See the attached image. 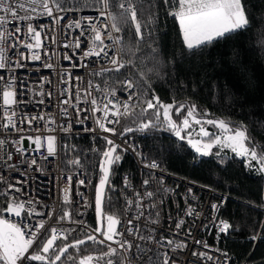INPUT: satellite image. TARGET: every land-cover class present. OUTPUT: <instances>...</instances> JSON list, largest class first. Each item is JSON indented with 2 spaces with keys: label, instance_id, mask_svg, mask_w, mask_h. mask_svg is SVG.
Wrapping results in <instances>:
<instances>
[{
  "label": "built area",
  "instance_id": "2783aa9c",
  "mask_svg": "<svg viewBox=\"0 0 264 264\" xmlns=\"http://www.w3.org/2000/svg\"><path fill=\"white\" fill-rule=\"evenodd\" d=\"M30 9L29 5H25ZM50 7H55L51 3ZM43 9L37 7L34 12H28L33 17L31 23L33 25H43L41 31V40L43 47L40 49H33L35 52H39L40 60H32L31 53L24 47L21 42H32L28 36L22 33L26 32V23L15 21L22 29V33H15L11 36L7 42L6 47H9L8 51V64L6 69H0V76H4L5 80H10L12 77L16 78L17 91L23 92L24 95H18L17 99L23 101L22 103L10 106L3 105V88L4 81H0V141L4 143L0 145V190L7 193L11 201L15 198L17 201H32L31 205L36 211L43 213V216H33L31 223L35 225L38 220L43 219L45 221V228L49 230L55 226L59 229H64L70 232L68 240L71 239H83L85 236L92 232L95 226H92L89 222L90 218L94 215L93 210V198L91 196V178L86 173L82 158L79 154V146L76 140L81 137L88 136L92 139H103L108 137L112 139L116 144L125 145V141L128 144L136 148L134 152L132 148H128L126 151L134 160L137 166V174L125 171L121 176V187L119 190L120 199L123 207V215L120 220V224L117 226L119 232L124 233L122 237L116 239L128 240L134 245L131 250L127 248H121L118 244L112 243V247L117 249V253L122 258V264H147V258L143 257L141 253L137 252L136 245L140 248L152 249L149 253L153 255V260L156 264H161V261L165 258L169 260V264L175 261V264H231V255L221 250L218 247V239L222 233L219 232L220 221L219 218L221 207L223 205L225 196L221 193L188 179L171 174L163 165L158 161L159 165L157 169L146 168L144 165L153 161L154 159H148L145 151L141 146L126 137L119 139V137L113 135L111 132L101 131L96 122V117H102L103 113L98 112L95 116H92L90 103H81L80 108L89 109L88 112H81L79 119L83 120L85 115H88L89 119L83 120V123L77 122L76 108L70 105L61 103L65 99H69V95L65 92L66 89H71V102L76 104L75 93L77 90L80 92L81 100L95 97L98 104L102 107L107 99H111L108 93L112 90H116V98L121 102L127 99L129 93L127 91H121L123 88L122 81L134 80L130 77H126L124 80L112 83L110 80L101 81V76L106 71H101L102 68H111V65L107 60L102 58L92 57L82 60V53L78 49L64 48V43H70L74 40L79 30L69 29L65 26L66 21H61L59 24L53 23L52 17L41 15ZM20 16L25 15L24 10H19ZM5 13L0 12V16ZM99 13L96 10L81 9L78 12H55L54 16H67L69 19L79 18L81 16H98ZM104 18H101L103 20ZM13 21L11 16H8V23L6 27L9 31H14L12 28ZM3 30V29H0ZM38 30H41L38 28ZM119 35L121 33H114ZM19 37V40H17ZM47 37V39H45ZM53 39L55 42H53ZM87 42V36L82 38ZM111 43V41H105ZM11 45H15L11 48ZM82 48H85V44L82 43ZM23 52L25 58H21L18 53ZM72 55L75 53L73 59H64L65 54ZM112 53L110 52V55ZM122 59V53H120ZM19 61L23 67H17L16 63ZM52 65L51 68L45 65ZM78 65L73 68V65ZM88 65L84 67L83 65ZM93 70L100 72L99 75H93ZM69 73L72 77H80L81 79L69 80ZM68 80V83L65 81ZM91 81L93 87L88 88V82ZM135 83V82H134ZM23 84L24 87H20ZM99 85V90L95 87ZM85 89L92 93V97H87ZM30 90V91H28ZM136 95L132 100H129L130 105H134L138 100L137 86L133 90ZM40 93H44L41 95ZM51 93V95H47ZM61 93H64L63 95ZM43 100L44 103L40 104L38 101ZM4 108H8L7 115H11L15 111L16 115L13 117V121L16 124V128H4L7 118L3 114ZM63 108H67V114L62 112ZM123 112V108H121ZM33 116H43L44 119L33 120L31 124L27 122L28 118ZM111 118V117H110ZM123 116H121V119ZM23 121V122H22ZM50 121H55L51 123ZM71 123L72 127L69 130H64L67 125ZM119 123L108 125L117 130ZM208 125H205L207 127ZM198 127V126H195ZM209 127V126H208ZM207 127V128H208ZM86 128L96 129V131H84ZM19 129V131H17ZM51 129V131L49 130ZM208 130L212 133H216L218 130ZM56 137L57 151L54 156L48 157L46 140L47 136ZM40 136L43 147L39 150H35V144L31 143L27 137L35 138ZM23 139L22 144L16 143V141ZM197 137H193L195 139ZM67 145L68 147H65ZM23 148L26 151L18 152L17 148ZM97 149V145H93L90 151ZM118 150H122L118 149ZM123 151V150H122ZM88 151H84L86 153ZM139 153V155L137 154ZM11 154V159H9ZM45 157H48L45 159ZM71 158H78L81 161V167H74L68 164V160ZM35 159L36 164L32 165L31 161ZM72 175V185L67 184V177ZM127 176L130 182V186L125 189L124 177ZM85 179L84 185H78L77 181ZM149 179L150 183L147 186L143 185V181ZM162 179L163 184L159 181ZM8 184H12V189L8 188ZM16 188L21 191H15ZM64 189H68V196L71 203H64ZM159 189V190H158ZM167 189L168 191H165ZM191 189V192H189ZM145 191H153L155 195L152 198L144 197L140 200L143 205L142 209L136 208L135 204L131 208L127 205V200L135 199L137 192L144 193ZM83 193V198L87 199L89 206L85 207L83 199L77 193ZM107 192V191H106ZM155 204V207L152 205ZM216 204L219 207L213 209L212 205ZM7 206V205H6ZM191 207L194 211L191 216L186 215L188 207ZM28 205L26 204L25 212L22 216H26ZM68 210L73 213V219L82 221L81 225L73 224L68 221H61L57 223L58 218L63 214V211ZM140 211H143V215L139 219H135ZM51 213V218H49ZM82 213V215H77ZM157 213L159 216L157 217ZM5 218L17 219L14 215L10 216L8 213H3ZM132 220V224L129 225L128 221ZM153 220H158V223H152ZM183 220L184 223L181 228H176V223ZM23 224L24 220H19ZM75 228V231L71 229ZM131 228V232L128 229ZM45 230L42 229L41 232ZM95 234V233H92ZM141 236L152 239H141ZM164 237V240H161ZM102 239V237H98ZM172 240L174 243L168 245L166 240ZM157 241H160L158 244ZM196 241H202L203 243H196ZM66 241H57L63 243ZM111 243V242H108ZM186 244L185 248H177V244ZM207 244L208 247H204ZM107 245V244H105ZM193 252L207 253L208 256L213 257L212 260H208L207 257H200L192 255ZM156 253L159 254L157 259ZM164 253H167V257H164ZM34 264H39L34 262Z\"/></svg>",
  "mask_w": 264,
  "mask_h": 264
},
{
  "label": "snow or ice",
  "instance_id": "6c2138e0",
  "mask_svg": "<svg viewBox=\"0 0 264 264\" xmlns=\"http://www.w3.org/2000/svg\"><path fill=\"white\" fill-rule=\"evenodd\" d=\"M51 3L55 7H50V0H0V12L5 13V15L0 16V69H6L9 67L8 51L9 47H6L7 42L11 36L15 33H22V29L15 21L27 22L26 32L23 35L28 36L32 42H21L22 47L26 48L31 53L32 60H40L41 56L39 52L33 51V49H40L43 47L41 40V31L43 25H33L31 23L33 17L28 14L29 10L34 12L37 7L42 8L44 11L41 15L52 17L53 23L59 24L61 21H66L65 26L69 29L79 30L78 34L75 36L74 40L70 43H64L62 46L64 48H74L81 51V59H87L92 57L102 58L107 60L111 65V68H102L101 71L119 73L121 69L125 68L127 64L131 61H124L121 59L120 53L124 51L122 45V37L118 34L122 31L120 24H130L134 29V34L137 38V43L143 41L144 34L142 29L146 24L156 23V14L153 12L146 22L140 19V15L143 13V4L140 0H95L96 11L99 13L98 16H81L75 19H69L67 16H54L55 12H78L84 7L89 6V0H83V3L77 6L68 7L66 6L67 0H51ZM25 5H29L26 8ZM167 6V7H165ZM161 7H165L166 15L174 18L175 22L179 25V32L182 37V45L188 52L196 54L199 50L206 48L213 43L220 40L227 39L233 33L241 32L248 27H250V20L246 12L245 4L243 0H162ZM19 10H24L25 15L20 16ZM11 16L14 22L12 28L14 31H9L6 27L8 23V16ZM101 18H104L101 20ZM41 29V30H38ZM87 36V42L82 38ZM47 39V37H45ZM19 40V37H17ZM111 41V43H106L105 41ZM53 42L55 40L53 39ZM82 43L85 44V48H82ZM14 48L15 45H11ZM131 50V49H129ZM155 51V49L153 50ZM110 52L112 53L110 55ZM18 55L21 58H25L24 53L20 52ZM75 56L65 54L64 59L71 60ZM17 67H23L19 61L16 63ZM51 68L52 65H45ZM78 65L74 64L73 68ZM88 67V65H83ZM100 72L93 70V75H99ZM69 75V80L81 79L80 77H72L71 73ZM0 81H4L3 88V105L10 106L22 103L23 101L18 100V95H24L23 92L17 91L16 78L12 77L10 80H5L4 76H0ZM68 83V80L65 81ZM123 88L121 91H127L129 93L126 100L121 102L116 98V90L112 89L108 95L112 97L107 99V102L101 107L96 98L92 97V93L85 89L87 97H92L89 99L85 98L81 100L80 92L77 90L75 93L76 104L71 102V89H66L65 92L68 93L69 99L63 100L61 103L65 105H70L76 108L77 122L83 123V120H87L91 117L85 115L83 120L79 119L81 112H88L89 109L80 108L81 103L91 105L92 116L96 113L102 112V117H96L95 122L98 128L103 132H111L116 135V129L113 127H108L111 124L120 123L121 116L132 115L130 108L133 106L128 103L129 100L133 99L136 93L133 91L136 88V84L132 80H124L121 82ZM20 87H24L23 84ZM93 87L92 82H88V88ZM99 90V85L95 86ZM151 88V85H148ZM30 91V90H28ZM44 95V93H40ZM62 95L64 93H61ZM47 95H51L48 93ZM38 103L43 104L44 101L40 100ZM123 108V112H121ZM152 110V115L156 122H161L167 126V128L174 132V135L179 138V140L184 141L186 139L187 145L191 149H194L195 153L199 157L209 156L212 154V149L214 147L219 148L221 151L224 149H229L231 152L238 157L244 158L246 160V167L249 169L255 168V171L261 175H264V146L256 145L251 141V137L248 134V128L243 123L234 124V122L225 119H204L209 114L204 112L202 115L199 113L196 105H186L183 103H177L173 101L172 103H163L155 93L149 98L147 93L143 94L141 99V112L140 115L148 113ZM175 110V115L180 117L183 115V119L179 123L173 119L172 113ZM68 109L63 108L62 112L67 114ZM8 108H4V115L7 118V123L3 125L4 128H16V124L13 121V117L16 115L15 111L11 115H7ZM111 117V118H110ZM162 117V119H161ZM41 119L43 116H33L28 118L27 122L32 123L33 120ZM23 122V121H22ZM55 123V121H50ZM205 125L213 126L218 131L212 133L208 130ZM156 123L152 119L147 122L139 124L138 129H133L126 127L123 132L120 133L121 136L126 132H133L136 130L144 131L150 127H155ZM198 126V127H194ZM72 124L69 123L64 130L71 129ZM51 131V129H49ZM19 131V129H17ZM84 131H96V129L86 128ZM193 132L196 133L195 139H193ZM23 137L16 141L18 144L23 143ZM31 143L35 144V150L39 151L42 147V140L40 136L35 138L27 137ZM47 145L48 157L54 156L57 151L56 137L47 136L44 138ZM105 141V147L103 150L93 149L100 156L99 161V182L95 186V214L97 218V226L88 233L85 238L77 239L72 243H65L62 246L57 244V241H67L70 232L64 229H59L55 226L51 227L50 234L49 230L45 228V221L43 219L38 220L35 225L31 223V218L35 216H43L44 214L36 211L31 207L32 201H17L13 198L11 201L7 202L6 207H0V264H34V262H40V264H57V262L62 261V257H65L69 253V249H76L79 251L80 246L86 244L87 241H91L95 244H107L108 251L102 252L98 256L92 254L84 255L78 260V264H99L100 260H103L105 256H111L117 254V249L113 248L112 243L118 244L121 248H127L131 250L134 245L128 240L116 239L117 237H122L124 233L117 230V226L120 224V220L112 215L107 214L103 211V204L106 199V191L114 190V186L111 182V176L114 174V165H116L122 156L119 154L118 149L127 151L128 148H132L135 152L136 148L128 144L125 141V146L116 144L112 139L108 137H103ZM4 142L0 141V145ZM65 147H68L65 145ZM18 152H24L25 149L17 148ZM139 155V153H137ZM220 156V152L215 153ZM197 155L192 158L193 164H198L200 160ZM48 157H45L47 159ZM9 159H11V154H9ZM221 161L223 157L221 156ZM69 165L74 167H81V161L78 158H71L68 161ZM255 162V165L253 164ZM31 164H36V160L33 159ZM258 165V166H257ZM146 168L157 169L159 165L155 160L144 165ZM73 177L69 175L67 177V184L72 185ZM91 183V181H89ZM150 180L145 179L143 185H149ZM162 185V179L159 181ZM78 185H84L85 179H80L77 181ZM124 186L127 189L130 186L128 177H124ZM14 186L8 184V188L12 189ZM159 190V189H158ZM15 191L19 192L21 189L16 188ZM165 191H168L165 189ZM191 192V189H189ZM64 203L69 204L71 200L68 196V189H64ZM83 199L85 207L89 206L87 199L83 198V193H77ZM155 195L153 191H145L144 193L137 192L135 194V199L127 200V205L129 208L135 204L136 208L142 209L143 205L140 203L144 197L152 198ZM0 196H7V193L0 192ZM26 204L29 206L26 216H22L25 212ZM155 207V204L152 205ZM219 206L216 204L212 205L215 210ZM193 209L189 206L186 215L191 216L193 214ZM3 213H8L10 216L14 215L17 219L5 218ZM144 213L140 211L135 219H139ZM51 218V213L48 214ZM77 215H82V213H77ZM159 213H157V217ZM19 220H24L25 222L21 224ZM61 221H68L73 224L81 225L83 222L73 219V213L71 211L65 210L63 214L58 218L57 223ZM129 225L132 224V220L128 221ZM152 223H158V220H153ZM184 221L180 220L176 223V228L179 229L183 225ZM231 224L228 221H220L219 232L227 234L231 228ZM44 229V232L41 230ZM73 228L71 231H75ZM131 232V228L128 229ZM95 233V234H92ZM98 237H102L99 239ZM259 235H254L251 239L256 240ZM141 239H152V237L145 238L141 236ZM164 240V237H161ZM111 242V243H108ZM159 244L160 241H157ZM168 245H172L174 241L166 240ZM196 243H203L202 241H196ZM137 252L141 253L143 257L147 258V264H156L153 260V255L149 253L152 249L140 248L139 245L135 246ZM177 248H185L186 244L180 243L176 245ZM204 247H208L204 244ZM157 259H159V254H155ZM167 257V253L163 254ZM192 255L207 257L208 260H212L213 257L208 256L207 253L193 252ZM67 260H75L72 255H67ZM106 264H114L111 259L106 261ZM129 264H132L130 261ZM161 264H169L167 258L161 261ZM175 264V261H172Z\"/></svg>",
  "mask_w": 264,
  "mask_h": 264
},
{
  "label": "trees",
  "instance_id": "16d2710c",
  "mask_svg": "<svg viewBox=\"0 0 264 264\" xmlns=\"http://www.w3.org/2000/svg\"><path fill=\"white\" fill-rule=\"evenodd\" d=\"M82 3L83 0H67L66 6L79 7ZM140 3L144 6L140 19L146 22L155 12L156 23L146 24L142 29L144 39L137 43L133 27L122 22V60H130L131 63L119 73H103L100 79L115 83L130 77L138 89V100L130 108L133 114L123 116L115 136L119 137L126 127L138 129L139 124L152 119L155 127L136 130L126 138L137 142L148 159L158 161L171 174L224 195L219 218L228 221L232 227L227 234L220 235L218 247L231 255V264H264V238L251 239L257 234L264 237V175L257 173L255 168L246 167V160L235 156L229 149L221 151L214 147L212 154L199 157L187 145L186 139L179 140L165 124L156 122L152 110L140 115L143 94L147 93L150 98L155 93L163 103L176 101L196 105L201 115L204 112L209 114L204 119L243 123L248 128L251 141L264 146V0H243L250 27L196 54L183 48L179 25L173 17L166 15L167 6L161 7L162 0H140ZM96 7L95 0H89V6L82 9L96 10ZM149 84L151 88H148ZM172 116L178 123L183 119V115H175V110ZM208 126L213 129V126ZM193 137H196L195 132ZM76 142L85 171L91 178L94 210V187L100 176V156L90 150L93 145L103 150L105 141L85 136ZM118 152L122 159L114 165L111 176L114 190L106 192L103 211L121 218V176L125 171L136 175L137 166L127 152ZM217 152L220 156L215 154ZM194 155L200 160L198 164L192 162ZM9 200V196H0V207H6ZM89 222L95 226L94 215ZM73 241L75 239L58 245ZM107 251L105 244L88 242L80 246L79 251L70 248L58 264H78L84 255L98 256ZM67 255H72L75 260H67ZM108 259L114 264H122L118 253L105 256L99 264H106Z\"/></svg>",
  "mask_w": 264,
  "mask_h": 264
},
{
  "label": "water",
  "instance_id": "95a60500",
  "mask_svg": "<svg viewBox=\"0 0 264 264\" xmlns=\"http://www.w3.org/2000/svg\"><path fill=\"white\" fill-rule=\"evenodd\" d=\"M134 132V131H133ZM132 132H126V133H124V135L123 136H119V139H123V138H125V137H127L129 134H131ZM99 182V181H98ZM98 182L95 184V186L98 184ZM103 209H104V204H103ZM94 216H95V227L97 226V218H96V214H95V187H94ZM88 242H91V241H87L86 243H88ZM72 243V242H71ZM85 245V244H84ZM83 246V245H82ZM36 263H39L40 264V262H36ZM57 264H58V262H57Z\"/></svg>",
  "mask_w": 264,
  "mask_h": 264
},
{
  "label": "rangeland",
  "instance_id": "374dc122",
  "mask_svg": "<svg viewBox=\"0 0 264 264\" xmlns=\"http://www.w3.org/2000/svg\"><path fill=\"white\" fill-rule=\"evenodd\" d=\"M231 151V150H230Z\"/></svg>",
  "mask_w": 264,
  "mask_h": 264
}]
</instances>
